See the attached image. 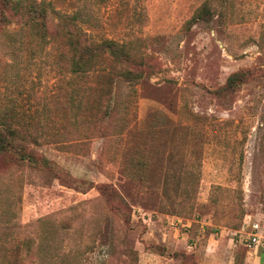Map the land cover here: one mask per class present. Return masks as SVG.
I'll list each match as a JSON object with an SVG mask.
<instances>
[{"label": "rangeland", "instance_id": "374dc122", "mask_svg": "<svg viewBox=\"0 0 264 264\" xmlns=\"http://www.w3.org/2000/svg\"><path fill=\"white\" fill-rule=\"evenodd\" d=\"M45 1L52 18L76 12L95 40L131 41L151 68L113 87L92 135L84 117L77 132L62 130L42 109L74 86L51 46L12 26L0 31V110L41 120L36 152L112 185L128 207L0 160V264L18 254L28 264H264V248L246 249L239 235L258 222L264 236V0H210L213 20L189 33L205 0ZM240 70L254 79L218 93Z\"/></svg>", "mask_w": 264, "mask_h": 264}, {"label": "trees", "instance_id": "16d2710c", "mask_svg": "<svg viewBox=\"0 0 264 264\" xmlns=\"http://www.w3.org/2000/svg\"><path fill=\"white\" fill-rule=\"evenodd\" d=\"M50 6L45 0H0V31L6 35L10 27L17 26L27 30L39 44L51 46L62 79L68 78V85L74 87L65 100L44 107L42 111L48 120L56 118L55 127L62 130L70 127L77 132V124L83 122L84 132L92 135L93 127L95 129L108 116L103 104L109 100L107 97L112 94L113 87L121 82L137 84L151 65L133 52L131 41L95 40L82 28L76 12H64L52 18ZM213 17L210 0H205L184 23L182 30L189 33L195 25L210 23ZM254 77V70L237 71L227 78L218 93L228 94L239 83H247ZM80 117H84L81 122ZM45 129L41 120L38 124L25 123L15 112L0 110V160L11 159L19 165L49 172L62 186L77 192L86 194L96 188L109 201L117 199L119 204L128 207L112 185L95 186L92 182L76 179L56 162L39 155L33 146L42 144L47 134ZM25 246L29 256L31 242H26ZM18 250L19 247L17 253ZM14 264L28 263L18 254Z\"/></svg>", "mask_w": 264, "mask_h": 264}, {"label": "built area", "instance_id": "2783aa9c", "mask_svg": "<svg viewBox=\"0 0 264 264\" xmlns=\"http://www.w3.org/2000/svg\"><path fill=\"white\" fill-rule=\"evenodd\" d=\"M263 228L258 222L244 223L243 231H239L240 242L246 249L264 248Z\"/></svg>", "mask_w": 264, "mask_h": 264}]
</instances>
